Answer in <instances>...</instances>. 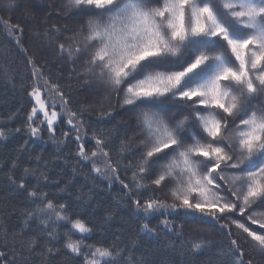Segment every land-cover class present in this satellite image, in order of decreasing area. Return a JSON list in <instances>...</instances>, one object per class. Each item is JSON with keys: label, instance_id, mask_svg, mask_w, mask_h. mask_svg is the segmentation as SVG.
I'll return each instance as SVG.
<instances>
[{"label": "snow or ice", "instance_id": "obj_1", "mask_svg": "<svg viewBox=\"0 0 264 264\" xmlns=\"http://www.w3.org/2000/svg\"><path fill=\"white\" fill-rule=\"evenodd\" d=\"M13 6L15 0H0V7ZM65 7L87 18L65 38L72 43H57V49L73 63L86 57L78 75L94 78L120 107L133 111L143 139L133 143L120 138L126 132L117 133L114 159L107 147L114 130H93L89 137L86 109L68 107L70 93L64 89L70 86L44 78L31 57L29 96L34 104L24 128L0 127V139L11 131L42 139V130L54 138L63 121L77 134L61 131L60 142L72 139L77 157L89 162L92 172H110L145 216L180 210L216 222L233 215L243 219L220 225L231 245L229 259L221 264H252L231 238V226L264 252V0H67ZM0 27L27 55L19 43L23 28L3 18ZM99 116L114 119V111L110 106ZM88 139L94 142L91 150L85 148ZM125 152L133 156L127 164L120 159ZM32 159L40 162L42 157ZM7 163L9 184L24 195L27 206H12L8 212L19 217L18 227L9 231L0 224V264H33V258L55 264L62 254L63 264L70 259L131 264L118 240L93 239L102 229L79 206L44 190L46 172L24 166L19 156ZM145 191L149 195L140 197ZM161 226V231L172 230L166 218L156 227L144 223L141 230L155 235ZM191 247L198 252L207 242H192Z\"/></svg>", "mask_w": 264, "mask_h": 264}, {"label": "trees", "instance_id": "obj_2", "mask_svg": "<svg viewBox=\"0 0 264 264\" xmlns=\"http://www.w3.org/2000/svg\"><path fill=\"white\" fill-rule=\"evenodd\" d=\"M66 3L67 0H15V6L10 10L0 7V18L23 28V33L18 34L19 43L27 50L25 55L0 27V127H4L6 131L24 128V119L34 104L29 96L34 83L27 59L31 57L42 67L44 78L53 83L59 78L62 86H70L64 89L66 95L70 93L68 107L73 111L78 106L86 109L83 119L89 137L93 130H114L113 139L107 147L115 159L117 133L126 132V136L121 135L120 138L131 139L133 143L143 139V136L136 127L133 111L120 107L116 97L94 78L78 75L86 57L73 63L72 58L61 55L57 49V43H64L66 47L72 43L65 38L73 36L77 27L87 18L75 15L73 10L65 7ZM54 27L59 32L54 31ZM110 106L114 111V119H101L99 112ZM125 125L129 127L125 129ZM61 131H69L71 136L77 134L71 132L70 127L61 121L54 138L42 130V139L33 137L29 140L26 131H11L6 139H0V224L5 225L9 231L18 227L19 220L16 215H8L10 208L27 206L24 195L13 192L7 178V161L19 156L24 166L39 167L46 172L49 181L42 186L45 191L54 194L53 198L79 206L81 211L86 212L100 226L102 231L94 234L93 239L118 240L120 248L124 249V258H130L131 264H221V261L229 259V234L220 225L230 224L233 220L244 223L243 219L233 215L216 222L208 217L186 216L180 210L145 216L136 210L119 182L111 178L110 172L103 176L92 172L91 164L77 157L76 144L72 139L60 142L63 139ZM25 140L28 143L21 150ZM93 147L94 142L86 140L85 148L91 150ZM38 155L42 157L40 162L32 159ZM120 159L127 164L133 156L125 152ZM120 172L121 179H124L125 169L121 168ZM14 175L18 177L20 170L17 169ZM127 175L131 176V169L127 170ZM28 181L35 183V178L28 177ZM129 186L132 185L129 183ZM65 188V191H60ZM147 195L149 193L146 191L139 194L140 197ZM160 195L164 196V193ZM108 213L111 216L106 219ZM165 218L170 221L171 231H161L163 226L157 228L155 235L141 230L142 224L156 227ZM258 227L252 226L253 230ZM231 238L240 243L245 261L264 264V252L234 225L231 226ZM200 241L207 242V247L198 252L192 251V242ZM2 242L0 238V245ZM64 258V254L57 257L55 264H63ZM33 264H39L38 259L33 258ZM69 264H80V260L70 259Z\"/></svg>", "mask_w": 264, "mask_h": 264}, {"label": "rangeland", "instance_id": "obj_3", "mask_svg": "<svg viewBox=\"0 0 264 264\" xmlns=\"http://www.w3.org/2000/svg\"><path fill=\"white\" fill-rule=\"evenodd\" d=\"M40 83H42V81H41ZM45 99H47V98L45 97ZM33 101H34V100H33ZM57 111H59V108H57Z\"/></svg>", "mask_w": 264, "mask_h": 264}]
</instances>
